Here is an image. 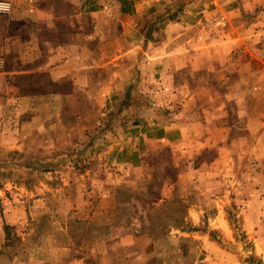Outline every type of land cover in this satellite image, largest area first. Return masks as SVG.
Segmentation results:
<instances>
[{"label": "rangeland", "instance_id": "obj_1", "mask_svg": "<svg viewBox=\"0 0 264 264\" xmlns=\"http://www.w3.org/2000/svg\"><path fill=\"white\" fill-rule=\"evenodd\" d=\"M144 1L85 89L0 95V264H264V0ZM185 17L213 51L233 43L194 74L221 99L201 105L221 103V130L144 78L145 48Z\"/></svg>", "mask_w": 264, "mask_h": 264}, {"label": "crops", "instance_id": "obj_2", "mask_svg": "<svg viewBox=\"0 0 264 264\" xmlns=\"http://www.w3.org/2000/svg\"><path fill=\"white\" fill-rule=\"evenodd\" d=\"M9 1L12 3L11 12L0 13V95L29 98L42 93L57 95L58 92L65 96L63 92L67 87L85 89L84 82L80 81L83 77L87 79L84 68H91L89 63L92 66L113 61L110 58L116 57V51L107 49L112 42L109 33L115 32L118 17L130 14L121 11L119 0ZM150 1L145 0L143 5L148 6ZM120 29L125 35L126 23H122ZM166 31V39L145 46L144 55L150 60L145 59L148 64L144 78L159 81L161 84L156 89L159 88L160 94L174 97L171 106L176 108L178 116L198 111L202 113L199 120L205 123L203 126L221 130L226 122L215 117L224 110L221 103L204 110L201 107L213 97L218 102L221 99L219 95L211 96L212 88L205 82L195 83L194 74L209 70L212 52L223 56L228 54L233 44L231 39H224L220 34L215 47L217 53L213 51L207 32L199 24H191L186 17L167 24ZM185 71L191 76L187 82L182 77ZM114 83L109 82L107 87ZM97 84L100 85V81ZM52 88L59 90L52 91ZM105 88L99 86L97 94L106 95ZM224 99L229 100L228 92ZM3 106L0 103V109ZM173 127L190 133L195 123L186 121Z\"/></svg>", "mask_w": 264, "mask_h": 264}, {"label": "trees", "instance_id": "obj_3", "mask_svg": "<svg viewBox=\"0 0 264 264\" xmlns=\"http://www.w3.org/2000/svg\"><path fill=\"white\" fill-rule=\"evenodd\" d=\"M121 3V11L123 13H134L135 12V7H134V2L136 0H119Z\"/></svg>", "mask_w": 264, "mask_h": 264}, {"label": "built area", "instance_id": "obj_4", "mask_svg": "<svg viewBox=\"0 0 264 264\" xmlns=\"http://www.w3.org/2000/svg\"><path fill=\"white\" fill-rule=\"evenodd\" d=\"M11 10V4L8 1L0 2V12L8 13Z\"/></svg>", "mask_w": 264, "mask_h": 264}]
</instances>
